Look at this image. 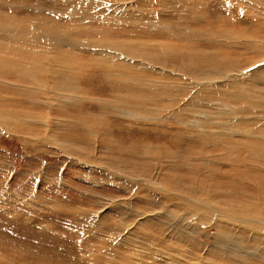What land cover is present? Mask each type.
Wrapping results in <instances>:
<instances>
[{
	"label": "bare ground",
	"instance_id": "obj_1",
	"mask_svg": "<svg viewBox=\"0 0 264 264\" xmlns=\"http://www.w3.org/2000/svg\"><path fill=\"white\" fill-rule=\"evenodd\" d=\"M69 1L71 2V0ZM217 1L227 8L230 7L234 12L238 11L236 17L232 16L234 21L228 20L231 17L229 13L228 16L224 15L219 18L207 16L205 19L209 26L203 27L201 25L198 29H187L180 23L185 24L186 20H192V22L202 21L201 24H203L204 16L202 17L198 11L205 5L202 4L200 8L199 5L189 7L187 0H172L171 3L174 5L163 7L160 0H136L135 11L124 8L117 11L122 15L117 16V14L115 18L105 19L114 28L123 25L129 26L132 38L120 42L108 39L100 41L102 34L98 32L99 35L95 34V37L87 35L86 38L89 37V40L83 38L79 41L71 36L72 32L67 34L51 21L34 22L25 27L8 21L3 25L0 21V39L9 43H19L17 47H13L11 44L7 45L0 41V54L10 56L7 59L0 58V67L7 70L6 73L12 74V76L34 81L37 87H44L48 84L51 90L59 92L58 94L62 93L54 98H49L42 95V90H48V88L36 87L20 93L16 87H8L9 83L1 81L0 127L13 128L15 131L27 128L29 129L28 135H31L30 129L36 125L43 126L44 134L50 133L48 141L57 143V148L66 157L75 156V160H80L81 163L90 168L92 166L106 167L102 171L124 183L119 188L121 191L124 192L123 189L127 186L130 188L128 192L130 197L135 196V198L152 206L150 208L147 205L148 209L144 211H134L133 216L139 217V215H146L147 212L154 214L157 211H163L165 216H171V207H173L174 214L177 212L179 215L176 217L179 220L178 225L181 229L188 230L190 226L189 223L186 225L189 221L187 220L188 214L192 212L193 215L197 216L198 223L212 224L218 230L219 247L227 251L225 254L226 263L222 264H264V234H261L264 231V160H262L264 159V126L259 124V122L264 124V81L262 80L264 76L257 69L253 76V82L257 87L246 85L242 90L238 88L237 90H240L242 94H239L238 91L226 92V97L235 100L229 102L239 103L241 107L236 108L226 102L218 103L214 98L221 83L216 82L218 79L214 78V70L216 74L219 72L224 79H233L234 75L239 72L236 68L239 63H244L245 66L243 67L264 68V0ZM152 2H154L153 8L150 9L149 4ZM154 6L155 9L158 8L157 11L153 10ZM171 7L173 10H170ZM101 17L99 16V20ZM132 17H137L140 22L130 21L129 23L128 19ZM150 20L154 23L149 24ZM179 21L181 22L177 23ZM237 21L238 23L247 22L249 27L247 31L231 32L225 28L227 25L229 27L230 23L238 24ZM219 24L224 27L214 28L216 31L210 27L219 26ZM28 26L33 31L30 32ZM145 36H149L153 40H147L144 38ZM162 37L168 38L170 42L155 44L159 41L157 39ZM222 39L224 41H220ZM206 40L213 41L214 44L219 42L216 45L221 46L219 48L222 51L223 48H232L231 50L240 49L242 52L239 54L231 52L229 55L223 53L219 57L214 51L191 44V41L204 43ZM100 45L104 48H95ZM28 46L35 50H50L52 53L55 51L54 61L58 64V68L62 67L63 69L49 70L46 71L49 72L47 74L38 69L36 64L26 65L15 61L14 59L19 61L36 59L35 54L24 51ZM66 47L69 51L76 49L89 53L93 51L97 54H107L108 49L116 52L120 59L115 62L114 57H112L113 59H109V62L108 59L92 61V59L81 58L76 62L73 56L65 50ZM243 52L251 56L242 57ZM47 57L44 56L42 60L47 61ZM125 62L127 64H124ZM203 73L206 74L204 80L210 81L209 83H203V78H199V74L203 75ZM75 74L84 83L90 84L86 91L80 90L75 84L73 79ZM208 74H213L212 78ZM97 78H99L98 82ZM223 78L222 80H224ZM98 83L115 89V91L107 93L110 95L114 92V97L119 99V104L126 110L127 114L121 113V117L130 119L138 126L145 125L151 126V128L156 126L158 129H166L161 123L169 119L176 120L180 126L178 128L184 130L183 134H195L196 141L198 140L197 142L200 144V149H198L200 154L198 152V155L201 157L205 154L206 157L216 159L219 158L221 152L227 151L228 153L222 154L224 157L227 158L232 152L234 154L232 157L238 159L237 157L243 153L245 147L251 151V158L256 156L260 160H236L234 158V160H209L208 163L204 161L210 173V182H203L198 185L197 189H200L201 192L197 193L195 190L189 192L191 190L184 187L177 175L167 170V168L172 170L182 166L181 161L166 160L165 156L161 155L160 150L144 146L143 142L141 144L135 143L134 139L136 138L132 135H128L127 140L131 143L129 144L130 147L126 148L117 145L115 140L110 137L111 132L116 128V124H109L106 116L112 115L111 113L114 114L117 110L114 109L112 103H109L108 107L106 102L102 101V98H105L104 90L100 88ZM6 91L11 94H18L20 97L12 98L8 93H5ZM219 92L224 91L219 89ZM52 95L50 94V96ZM85 96H90V99L96 101L99 114L81 115L82 113H80L72 116L67 112L68 108L78 109L79 104L81 105L85 100ZM199 99H204L221 111H223V107L227 111L226 114L230 115L228 118L241 121L242 125L240 126L242 128L238 131L241 134V136L239 135L241 140H235L234 136L226 140L223 138L222 143L218 144L215 142L218 139L216 136L204 135V129L207 126L204 121L206 114H198V111L201 110L196 108L197 114H194L193 117L188 116L192 109L197 106L200 107ZM13 101L17 105L26 102L29 106L27 111L20 112L19 107ZM48 105H50V111H46ZM53 114L56 115V118L53 117ZM59 115L62 118H59ZM159 118L160 120H158ZM219 122L216 123L219 125ZM189 126L194 127L195 130L190 131ZM229 126L236 125H228L227 127L229 128ZM63 127L75 129L83 134L81 139L75 140L79 146L69 137L66 138V142L55 139L54 130ZM221 129L224 127L221 126ZM242 140L245 142L243 148L240 144ZM206 141L210 142L209 148L215 149L217 153L207 148L204 143ZM94 144L98 146L95 148ZM220 146L222 148L219 150ZM94 150L96 153L100 150L101 154L96 156ZM207 150L208 153L204 152ZM213 163H216L217 166H226L228 169L225 171L220 167H212L211 164ZM184 167L189 168L182 166V168ZM190 174L192 173L190 172ZM203 175L205 176V174ZM214 175L216 179L219 178V183L215 181ZM209 187L214 188L207 190ZM184 188L188 191L187 194L183 192L185 195L182 193ZM133 189L135 192L132 194ZM137 194L143 197H138ZM163 203L166 204L163 206ZM193 220L195 221V218ZM161 230L163 228L159 229V231ZM196 232L199 230L193 227L192 233ZM145 233L142 236L143 239L145 238L144 240L149 241L148 238H151L153 242L165 240L163 238L161 240L159 232Z\"/></svg>",
	"mask_w": 264,
	"mask_h": 264
},
{
	"label": "rangeland",
	"instance_id": "obj_2",
	"mask_svg": "<svg viewBox=\"0 0 264 264\" xmlns=\"http://www.w3.org/2000/svg\"><path fill=\"white\" fill-rule=\"evenodd\" d=\"M171 1L172 0H160L163 7L174 5ZM187 2L189 7L199 5L200 8L202 4L205 5L204 8L198 11L202 17L204 16L203 24H201L202 21L192 22V20H186L185 24L180 23L181 21L177 22L187 27V29H198L201 25H203V27L209 26L208 23L206 24L207 20L205 18H207V16H216L219 18L224 15L228 16L229 13L231 17L228 20L234 21L235 19L232 16L236 17L238 13V11L234 12L231 10L230 7L227 8L220 4L217 0H187ZM153 4L154 2L149 4L150 9L153 8ZM124 8L135 11L136 0H71V2L69 0H0V21L3 25L8 21L24 25V27L32 25L34 22L51 21L63 29V31L67 32V34L72 32L71 36H74L75 39L78 40L86 38L87 35L95 37V34H102L100 41L108 39L120 42L132 38L129 26L123 25L114 28L112 24L109 21H105V19L115 18L117 14V16L122 15L117 11L123 10ZM153 10L157 11L158 8L156 7L155 9L154 6ZM170 10H173V8L171 7ZM99 16H102L101 20H99ZM128 21L129 23L130 21L140 22L137 17L129 18ZM153 23L154 22L150 20L149 24ZM240 23L241 22L236 25L228 23L229 27L227 25L225 28L231 32L247 31L249 28L247 22ZM210 27H213L212 30L216 31L214 28H221L224 26L219 24V26L214 25ZM28 30L30 32L33 31V29L30 30V27ZM29 31H27V33H30ZM15 35L18 36V34ZM144 38L153 40V38L149 36H145ZM86 39L89 40V37ZM157 40L159 41L155 42V44H167L170 42V40L165 37ZM0 41L7 45L11 44L13 47H17L19 44L18 42H5L1 39ZM220 41H224V39ZM218 43L219 42L216 44ZM191 44L214 51L219 57H221L223 53L229 55L231 52L235 54L242 52L240 49L231 50L232 48H223V52L221 48H219L221 46L214 44L213 41L210 40H206L204 43L191 41ZM98 47L104 48L101 45L95 48L98 49ZM65 50L73 56L76 62L81 58L92 59V61H103L104 59L109 60L114 57L115 62L120 59L116 55V52L108 49L106 51L107 54H97V52L93 51L92 53L82 52L76 49L69 51L68 47H66ZM24 51L35 54L36 59L27 60L23 58L25 61L14 60L18 61L20 64H36L35 66L38 69H41L43 73L47 74L49 72L46 71L58 68V64L54 61L56 55L55 51H53L54 56L50 50H35L29 46L26 47ZM43 52L46 54L43 55ZM44 56H48L47 61L42 60ZM249 56L251 55L245 52L242 53V57ZM9 57L7 55L3 56V53L0 54V58L7 59ZM124 64H127V62ZM243 64L244 63H239L238 66H236L239 72L234 75L233 79H224L219 72L216 74L214 70V78L216 80L218 79L216 82H218V84L221 82L218 87L221 91H224L219 92L217 87L218 91H216L214 97L215 101L218 103H230V106L232 105L238 108L241 107L240 104L229 102L235 100L234 98L226 97V92L238 91L239 94H242L240 90H237L238 88L242 90L246 85H255L257 87L253 82L255 70L258 69L264 76V68H257L255 66L243 67L245 66ZM62 69V67L58 68V70ZM92 70L94 71V69ZM6 72L7 70H3V68L0 67V82L9 83L10 85L8 87H16L20 93H24L26 89L32 90L36 87L48 88V90H42V95L48 96L49 98H54L56 95L62 94H58L59 92L53 89L51 90L48 84L44 87H37L34 81L20 79ZM88 72L90 73V70H88ZM73 73H75L74 70ZM148 74L152 75L151 73ZM208 75L210 78L213 76V74ZM204 76H206V74H199V78H203V83H209L210 81L207 82L204 80L206 79ZM222 78L224 80H222ZM73 79L80 90L86 91L90 87V84L88 82L84 83L77 74H75ZM98 80L99 78H97V82ZM262 80L264 81V79ZM94 82L96 84L95 79ZM98 84L102 90L106 91H103L105 98H102V101L106 102L108 107L109 103H112L114 109L117 110L114 114L111 113L112 115L106 116V120L109 124H116V128L111 132L110 137L115 140L117 145L126 148L131 143L127 138L132 135L136 138L134 139L135 143L141 144L143 142L142 144H144V146L153 147V149H158V151L160 150L162 152L161 155L165 156L166 160H173L174 162L178 160L179 162L181 161L180 163L182 166H188L189 168L178 166L172 170L167 168V170L176 174L180 182L184 184V187L191 190L189 192H193L194 190L197 193L201 192L200 189H197L198 185L203 182H210V173L205 162L208 163L207 161L216 159L234 160L235 157H232L234 156L232 152H230V155H232L226 158V156L224 157L222 154L228 152L224 151L223 153L221 152L222 150L220 151L221 157L219 156V158L217 157L216 159L206 157L205 154L202 155L204 158L199 156L198 152L200 150L198 149H200V144L197 142L198 140L196 141L195 134H183L184 130L179 129L180 126L176 120L169 119L170 121L167 120L161 123L166 129H158L156 126L152 127V129L151 126L145 125H139L141 126L139 127L130 119L121 117V113L127 114L126 110L119 104V99L114 97V92L110 93L111 96L107 93L115 91V89H111L109 86L108 88L102 83ZM5 93H8L12 98L20 97V95L15 93L11 94L9 91ZM0 94L2 93L0 92ZM50 94L53 95L50 96ZM219 98L222 99L219 100ZM95 103L96 101L90 99V96H85V100H83L81 105L79 104L78 109H73V107L68 108L67 112L72 116L80 113H82L81 115H97L99 113ZM199 103L201 104L200 107L198 108L197 106L192 109V112L190 111L188 116L193 117L194 114L196 115L198 111L195 110L196 108L201 110L198 111V114H206L204 121L207 126L204 129V135L216 136L219 140L217 139L215 142L218 144L222 143L224 139L233 138L234 136L235 140H241V138H239L241 134L238 133L242 128L240 126L242 125L241 121L238 122L235 118H228L230 115L228 116V114H226L227 111L223 107V111H221L204 99H199ZM15 105L19 107L20 112H26L27 107H29L26 102L23 104L19 103L18 105L15 103ZM225 106L227 107V105ZM244 106L246 107L245 104ZM46 111H50V105L47 106ZM43 113L45 115V112ZM53 117L56 118V115L53 114ZM258 117L261 118L260 115H258ZM59 118H62L61 115H59ZM158 120H160V118ZM216 122H219V125ZM259 124L264 126L261 122H259ZM228 125L236 126H229L228 128ZM38 126L36 125L34 128L30 129L31 135H28L29 129L27 128L21 131H19L20 129L15 131L13 128L0 127V264L226 263L225 254L227 251L219 247V236L217 235L219 232L212 224L204 225L198 223L197 216L189 212L190 214H188L187 219L189 221H187L186 225L189 223L190 226L188 230L181 229L178 225L179 220L176 219L179 215L177 212L174 214L173 207H171V216H165L163 211V213L157 211L154 212V214L153 212H147L146 215H139V217L133 216L134 211H144L148 209V204H146L145 201L135 198V196L130 197L128 195L130 188L127 186L123 189L125 190L124 192L121 191L119 188H121V184L124 183L102 171L106 167L91 165L92 168H90L84 163H81L80 160H75V156L66 157V155L57 148V143L48 141L50 133L44 134L43 126ZM221 126L224 127L225 130L221 129ZM188 129L192 132L195 130L192 126H189ZM54 135L55 139L61 142H66V138L69 137L79 146L78 142L75 140H78V138L81 139L83 134L75 129L71 130L63 127L62 129H55ZM243 141L244 140L240 142L242 148L245 144ZM204 143L207 145V148H209L208 145H210V142L206 141ZM94 145L95 148L98 146L97 144ZM220 148L222 147L220 146L219 150ZM209 150L217 153L215 149L209 148ZM94 151V153H96V150ZM247 151L248 149L244 147L243 153L238 157L236 156L238 159H235L260 160L256 156L251 158V151H248L249 153ZM100 152L99 150L96 156H99L101 154ZM204 152L208 153V150ZM152 157L155 158L154 156ZM196 164L199 166L197 167ZM215 164L216 163H213L211 166L220 167L225 171L228 169L226 166H217ZM190 172L192 174H190ZM203 174H205V176ZM215 181L219 183V178ZM185 188L182 190V193L185 192V194H187L186 192L188 191H186ZM213 188L214 187H209L207 190ZM134 192L135 189L131 191L132 194ZM185 194L183 193V195ZM137 195H139L138 197H143L140 194ZM164 204L166 203L162 205L164 206ZM170 205L171 203L169 207ZM149 207L151 208L152 206ZM194 218L195 221L193 220ZM193 227L198 229L199 232L192 233ZM162 228L163 230L159 231V229ZM145 232L147 234L159 232L161 240H165L162 242H153L151 238H148L149 242L142 237ZM261 234H264V231L261 232ZM253 262L256 263V261Z\"/></svg>",
	"mask_w": 264,
	"mask_h": 264
}]
</instances>
